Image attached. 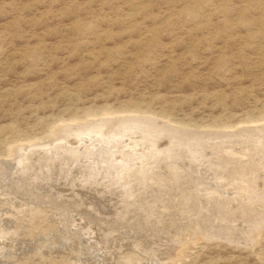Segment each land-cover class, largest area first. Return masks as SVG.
I'll return each mask as SVG.
<instances>
[{
  "label": "rangeland",
  "instance_id": "1",
  "mask_svg": "<svg viewBox=\"0 0 264 264\" xmlns=\"http://www.w3.org/2000/svg\"><path fill=\"white\" fill-rule=\"evenodd\" d=\"M263 130L264 0H0V264H264Z\"/></svg>",
  "mask_w": 264,
  "mask_h": 264
},
{
  "label": "bare ground",
  "instance_id": "2",
  "mask_svg": "<svg viewBox=\"0 0 264 264\" xmlns=\"http://www.w3.org/2000/svg\"><path fill=\"white\" fill-rule=\"evenodd\" d=\"M130 116H131V115H130ZM113 117H114V116H113ZM116 117H117V116H116ZM138 117H139V116H138ZM127 119H128L129 121H127ZM130 119H131V118H124V119H122V121H124V123H121L120 120H119V122H120L121 124L118 123V125L115 123V121H113V123H114V124L116 125V127H117L115 130H120V131H121L122 129L124 130L125 128H128V127H129L132 131H134V130H136V132H137V131H140V130H141V131H144L145 134H146L147 136H149V135H151V134H153V133H154L153 135H155V134L158 135V133L161 132V129H162V128H160V127H158V126H156L157 128H155V129H154V126H153V128H152V126H149V125H148V126L143 125V126L146 127V129H145V127H141L142 125H139V124H138V123H141V124H142V122H141L142 119H141V118H134V119H132V120H130ZM140 120H141V121H140ZM107 121H108V120L105 119V118H104V119H101V120H98V121L94 124V126H99L101 129H104L105 127L109 126ZM143 121H144V120H143ZM148 121H149V120H148ZM91 122H92V121H91ZM92 123H94V122H92ZM150 123H151V122H150ZM150 123H149V124H150ZM87 124H88V123H87ZM143 124H144V123H143ZM151 124H152V123H151ZM168 124H169V123H168ZM84 125H85V124H84ZM161 125H162V124H161ZM67 126H68V125H67ZM69 126H70V125H69ZM71 126H72V125H71ZM82 126H83V125H82ZM91 126L94 127L93 125H91ZM163 126H165V125H163ZM261 126H262V125H261ZM176 127H177V126H176ZM254 127H256V126H254ZM254 127H253V128H254ZM79 128H80V127H79ZM165 128H166V130H167V127H165ZM179 128H180V127H179ZM182 128H183V127H182ZM260 128H261V127H260ZM71 129H72V128H71ZM139 129H140V130H139ZM175 129H176V128H175ZM180 129H181V128H180ZM180 129H179V130H180ZM256 129H257V127H256ZM258 129H259V128H258ZM261 129H263V128H261ZM171 130H173V128H171ZM176 130H177V129H176ZM179 130H177V131H179ZM103 131H104V130H103ZM187 131H188V130H186V132H187ZM233 131H234V130H233ZM238 131H239V130H238ZM263 131H264V130H263ZM134 132H135V131H134ZM148 132H149V133H148ZM190 132H191V131H190ZM194 132H195V131H194ZM250 132H251V131H250ZM255 132H257V131H255ZM140 133H142V132H140ZM171 133H172V132H171ZM205 133H206V132H205ZM209 133H210V132H209ZM251 133H252V132H251ZM113 134H114V133H113ZM119 134H120V133H119ZM124 134H125V133H124ZM225 134H226V133H225ZM236 134H238V133L236 132ZM240 134H241V133H240ZM93 135H94V134H93ZM167 135H168V134H167ZM204 135H205V134H204ZM213 135H214V134H213ZM248 135H250V134H248ZM255 135H256V134H254V136H255ZM180 136H181V135H180ZM206 136H207V135H206ZM238 136H241V135H238ZM250 136H251V135H250ZM98 137H99V136H98ZM100 137H101V136H100ZM184 137H185V135H184ZM195 137H197V135H196ZM198 137H199V136H198ZM219 137H220V136H219ZM219 137H218V141H216V142L221 141V140H219ZM230 137H231V136H230ZM246 137L248 138L249 136H246ZM251 137H252V136H251ZM255 137H256V136H255ZM199 138H200V137H199ZM249 138H250V137H249ZM256 138H257V137H256ZM178 139L180 140V138H178ZM182 139H184V138H182ZM193 139H194V138H193ZM203 139L205 140V138H203ZM206 139H207V138H206ZM210 139H211V138H210ZM226 139H227V138H226ZM230 139H231V138H230ZM245 139H246V138H245ZM245 139H244V140H245ZM94 140H95V139H94ZM179 140H178V141H179ZM191 140H192V139H191ZM200 140H202V139H200ZM207 140H208V139H207ZM246 140H247V139H246ZM61 141H62V140H61ZM111 141H112V140H111ZM198 141H199V140H198ZM210 141H211V140H210ZM214 141H215V138H214ZM241 141H242V140H241ZM262 141L264 142V140H262ZM123 142H124V141H123ZM180 142H181V141H180ZM196 142H197V141H196ZM206 142H209V141H206ZM216 142H215V143H216ZM230 142H231V141H230ZM234 142H235V141H234ZM249 142H251V140H250ZM90 143L92 144V142H90ZM90 143H89V146H90ZM94 143H95V142H94ZM148 143H149V142H148ZM181 143H182V142H181ZM181 143H180V146H182ZM197 143H198V142H197ZM220 143H221V142H220ZM223 143H224V142H223ZM242 143H243V142H242ZM253 143H254V142H253ZM54 144H56V143H54ZM100 144H101V143H100ZM114 144H115V143H114ZM183 144H184V142H183ZM190 144H192V143H190ZM201 144H202V142H201ZM204 144H205V143H204ZM208 144H209V143H207V145H208ZM217 144L219 145V143H217ZM231 144H232V146L235 145V144H233L232 142H231ZM231 144H230V145H231ZM238 144H239V143H238ZM243 144H244V143H243ZM245 144H248L247 141H246ZM262 144H263V143H262ZM61 145H64V147H65V144H61ZM178 145H179V144H178ZM220 145H222V144H220ZM220 145H219V146H220ZM230 145H229V146H230ZM48 146H49V145H48ZM79 146H80V145H79ZM112 146H114V145H112ZM194 146H195V144H194ZM200 146H201V145H199V147H200ZM202 146H204V145H202ZM229 146H228V147H229ZM240 146H241V147H239V148H243L242 145H240ZM262 146H263V145H262ZM49 147H50V146H49ZM85 147L88 148V146H85ZM90 147H92V146H90ZM125 147H126V146H125ZM187 147H188V146H187ZM191 147H192V146H191ZM196 147H197V146H196ZM209 147L211 148L212 146H209ZM230 147H231V146H230ZM41 148H42V147H41ZM54 148H56V147H54ZM68 148H69V147H68ZM93 148H94V147H93ZM108 148H109V147H108ZM111 148L113 149V147H111ZM188 148H189V147H188ZM194 148H195V147H194ZM261 148H262V147H261ZM261 148H260V149H261ZM29 149H30V148H29ZM38 149H39V148H38ZM63 149H64V148H63ZM66 149H67V146H66ZM70 149H71V148H70ZM72 149H73V148H72ZM112 149H111V150H112ZM122 149H123V148H122ZM179 149H180V148H179ZM181 149H182V147H181ZM235 149H236V148H235ZM245 149H246V148H245ZM40 150H41V149H40ZM89 150H90V149H89ZM116 150H117V149H116ZM116 150H115V152H116ZM123 150H124V149H123ZM172 150H173V149H172ZM172 150H171V152H173ZM177 150H178V149H177ZM193 150L195 151V149H193ZM201 150H203V149H201ZM201 150H199V151H201ZM205 150H206V149H205ZM228 150L230 151V149H228ZM228 150H227V151H228ZM238 150H239V149H238ZM238 150H237V151H238ZM26 151H28V149H27ZM46 151H47V150H46ZM56 151H58V150H56ZM71 151H72V150H71ZM73 151H76V149H75V150L73 149ZM86 151H87V150H86ZM174 151H175V150H174ZM213 151H214V150H213ZM242 151H243V150H242ZM67 152H68V150H67ZM105 152H107V151L105 150ZM119 152H120V150H119ZM175 152H176V151H175ZM178 152H179V151H178ZM192 152H193V151H192ZM196 152H197V151H196ZM201 152H202V154H205V153H206V151H205V153H203L204 151H201ZM214 152H215V151H214ZM219 152H220V149H219ZM261 152H262V151H261ZM31 153H32V152H31ZM71 153H72V152H71ZM71 153H70V154H71ZM96 153H97V152H96ZM122 153H123V152H122ZM128 153H130V152H128ZM190 153H191V152H189V154H190ZM193 153H194V152H193ZM241 153H242V152H241ZM246 153H247V152H246ZM53 154H54V153H53ZM70 154H69V155H70ZM74 154H75V153H74ZM84 154H85V153H84ZM182 154H183V153H182ZM189 154H188V155H189ZM196 154H197V153H196ZM207 154H208V153H207ZM214 154H215V153H214ZM220 154H221V153H220ZM220 154H219V155H220ZM242 154H243V153H242ZM244 154H245V152H244ZM259 154H260V153H259ZM23 155H24V154H23ZM33 155H34V154H33ZM49 155H50V154H49ZM65 155H67V154H65ZM71 155H72V154H71ZM94 155H95V153H94ZM122 155H125V154H122ZM130 155H131V154H130ZM162 155H163V154H162ZM198 155H200V153H199ZM221 155H222V154H221ZM25 156H26V155H25ZM25 156H24V157H25ZM55 156H57V154H56ZM110 156H111V155H110ZM196 156H197V155H196ZM222 156H224V155H222ZM226 156H227V155H226ZM26 157H28V156H26ZM46 157H48V156L46 155ZM53 157H54V156H53ZM71 157H72V156H71ZM108 157H109V156H108ZM173 157H174V156H173ZM66 158H67V157H66ZM73 158H74V157H73ZM89 158H90V157H89ZM137 158H138V157H137ZM137 158L135 157V159H137ZM194 158H195V156H194ZM197 158H198V156H197ZM197 158H196V159H197ZM203 158H204V156H203ZM208 158H209V156H208ZM208 158H207V157H206V159L204 158L205 161L208 162V160H207ZM214 158H215V157H214ZM214 158H213V159H214ZM261 158H262V157H261ZM19 159H20V158H19ZM29 159L31 160V158H29ZM44 159H45V156H44ZM52 159H53V158H52ZM54 159H56V158H54ZM61 159H62V158H61ZM124 159H125V158H124ZM199 159H201V157H199ZM218 159H219V158H218ZM101 160H102L101 162H103V159H101ZM113 160H114V159H113ZM246 160H247V159H246ZM249 160H250V158H249ZM252 160H253V159H252ZM252 160H251V161H252ZM37 161H39V160L37 159ZM40 161H42V160L40 159ZM51 161H52V160H51ZM51 161H50V162H51ZM109 161H111L110 165H112V160H109ZM125 161H126V160H125ZM214 161H215V159H214ZM233 161H235V160H233ZM241 161H242V160H241ZM259 161H261V160H259ZM22 162H23V160H22ZM47 162H49V161H47ZM53 162L56 164V160L53 161ZM53 162H52V163H53ZM86 162H87V161H86ZM97 162H98V161H97ZM99 162H100V160H99ZM99 162H98V163H99ZM118 162H119V160H118ZM123 162H124V160H123ZM202 162H203V161H202ZM207 162H206V163H207ZM209 162H210V161H209ZM41 163H42V162H41ZM52 163H51V164H52ZM54 163H53V164H54ZM116 163H117V162H116ZM125 163H126V162H125ZM151 163H152V162H151ZM203 163H204V162H203ZM215 163H216V162H215ZM219 163H221V162L219 161ZM234 163H235V162H234ZM242 163H243V161L241 162V164H242ZM51 164L49 163L50 166H51ZM53 164H52V166H53ZM55 164H54V165H55ZM68 164H69V162H68ZM96 164H97V163H96ZM99 164H100V163H99ZM211 164H212V162H211ZM230 164H231V161H230ZM232 164H233V162H232ZM254 164H255V163H254ZM22 165H23V164H22ZM34 165H35V164H34ZM56 165H57V164H56ZM60 165H61V164H60ZM101 165H102V164H101ZM103 165H104V167H103V166H102V167H103V168H106V165H107V164L105 165V164L103 163ZM110 165H107V167L110 166ZM114 165H115V163H114ZM117 165H118V164H117ZM117 165H116V166H117ZM201 165H202V163H201ZM207 165H210V164L208 163ZM19 166H20V165H19ZM25 166H27V165H25ZM29 166H30V165H29ZM29 166H28V168H29ZM32 166H33V165H32ZM43 166H45V165H43ZM46 166H47V165H46ZM50 166H49V167H50ZM97 166H98V165H97ZM119 166H120V165H119ZM190 166H191V165H190ZM203 166H204V165H203ZM205 166H206V165H205ZM252 166H253V164H252ZM252 166H250L249 169L247 168V169L249 170L248 172H252V170H250V169H252V168H251ZM40 167H41V165H40ZM54 167H55V166H54ZM56 167H57V166H56ZM56 167H55V168H56ZM77 167H78V166H77ZM99 167H101V166L99 165ZM114 167H115V166H114ZM117 167H118V166H117ZM117 167H115V168H117ZM121 167H123V166H121ZM150 167H151V166H150ZM150 167H149V168H150ZM196 167H200V166H197V165H196ZM207 167H208V166H207ZM227 167H228V166H227ZM255 167H256V166H255ZM45 168H46V167H45ZM55 168H54V169H55ZM90 168H92V167H90ZM136 168H137V166H136ZM208 168H209V167H208ZM208 168H207V169H208ZM221 168H223V165L221 166ZM224 168H225V167H224ZM253 168H254V167H253ZM41 169H42V168H41ZM47 169H50V168H47ZM47 169H46V170H47ZM56 169H57V168H56ZM95 169H96V168H95ZM111 169H113V166H111ZM117 169H118V168H117ZM152 169H153V168H152ZM200 169H202V168H200ZM218 169H219V167H218ZM31 170H32V169H31ZM50 170H51V169H50ZM65 170H67V169H65ZM83 170H84V169H83ZM83 170H82V171H83ZM176 170H178V169H176ZM183 170H184V169H183ZM212 170H213V169H212ZM214 170H215V169H214ZM17 171H18V170H17ZM43 171H44V170H43ZM52 171H53V170H51V174H52ZM89 171H91V170L89 169ZM92 171H93V170H92ZM99 171H101V170H99ZM103 171H104V170H103ZM107 171H108V170H107ZM109 171H110V170H109ZM121 171H122V170H121ZM195 171H196V170H195ZM220 171H221V170H220ZM40 172H41V171H40ZM48 172H50V171H48ZM146 172H147V171H146ZM181 172H182V171H181ZM199 172H200V170H199ZM205 172H206V170H205ZM205 172H204V173H205ZM223 172H224V171H223ZM246 172H247V171H246ZM53 173H54V172H53ZM70 173H71V172H70ZM73 173H74V172H73ZM110 173H111V171H110ZM115 173H116V172H115ZM118 173H119V172H118ZM174 173H175V172H174ZM177 173H178V171H177ZM201 173H202V172H200V174H201ZM210 173H211V172H210ZM258 173H260V172H258ZM261 173H262V172H261ZM54 174H55V173H54ZM175 174H176V173H175ZM187 174H188V173H187ZM208 174H209V173H208ZM226 174H227V173H226ZM249 174H250V173H249ZM262 174H263V173H262ZM65 175H66V174H65ZM87 175H88V174H87ZM202 175H203V174H202ZM234 175H235V174H234ZM240 175H241V174H240ZM6 176H7V175H6ZM33 176H34V175H33ZM90 176H91V174H90ZM102 176H103V175H102ZM128 176H129V175H128ZM128 176H127V177H128ZM144 176H145V175H144ZM176 176H178V175H176ZM176 176H175V178H177ZM180 176H182V175H180ZM225 176H226V175H225ZM257 176H259V174H257ZM263 176H264V175H263ZM263 176H262V177H263ZM117 177H118V176H117ZM117 177H116V178H117ZM243 177H244V176H243ZM33 178H34V177H33ZM88 178H89V177H88ZM182 178H183V177H182ZM187 178H189V177H187ZM191 178H192V177H190V179H191ZM59 179H60V178H59ZM72 179H73V178H72ZM113 179H114V178H113ZM183 179H184V178H183ZM183 179H182V181H183ZM194 179H195V177H194ZM226 179H227V178H226ZM235 179H236V177H235ZM34 180H35V179H34ZM131 180H132V179H131ZM180 180H181V179H180ZM180 180H179V181H180ZM185 180H186V179H185ZM195 180H196V179H195ZM240 180H242V179H240ZM245 180H246V179H245ZM256 180H257V179H256ZM15 181H16V180H15ZM110 181H111V180H110ZM123 181H124V180H123ZM123 181H122V182H123ZM168 181H169V180H168ZM186 181H187V180H186ZM199 181H200V180H199ZM199 181H198V182H199ZM18 182L20 183L21 181H18ZM38 182H39V181H38ZM114 182H115V181H114ZM198 182H197V184H198ZM258 182H259V180H258ZM201 183H203V182H201ZM201 183H199L197 186H199ZM218 183H219V182H218ZM218 183H217V186H218ZM0 184H1V183H0ZM17 184H18V183H17ZM220 184H223V182H221ZM225 184H226V182H225ZM243 184H244V183H243ZM243 184H242V185H243ZM19 185H20V184H19ZM189 185H190V184H189ZM226 185H227V184H226ZM233 185H235V184H233ZM23 186H24V185H23ZM213 186H214V185H213ZM26 187H27V186H26ZM180 187H181V186H180ZM182 187H183V186H182ZM215 187H216V186H215ZM218 187H222V185H221V186H218ZM223 187H224V186H223ZM256 187H257V186H256ZM118 188H119V187H118ZM207 188H208V187H207ZM253 188H254V187H253ZM204 189H205V187H204ZM208 189H209V188H208ZM234 189H235V188H234ZM245 189H246V188H245ZM21 190H22V189H21ZM24 190H25V189H24ZM129 190H130V189H129ZM160 190H161V189H160ZM121 191H122V190H121ZM196 191H197V190H196ZM199 191H200V189H199ZM211 191H212V190H211ZM213 192H214V191H213ZM244 192H245V191H244ZM248 192H249V191H248ZM256 192H257V191H256ZM195 193H196V192H195ZM215 193H216V192H214V194H215ZM198 194H199V193H198ZM217 194H218V193H217ZM223 194H224V193H223ZM232 194H233V193H232ZM236 194H237V193H236ZM256 194H257V193H256ZM260 194H262V193H260ZM185 195H186V194H185ZM219 195H221L220 191H219ZM230 195H231V194H230ZM160 196H161V194H160ZM216 196H217V195H216ZM223 196H224V195H223ZM232 196H233V195H232ZM234 196H235V195H234ZM245 196H246V195H245ZM249 196H250V195H249ZM249 196H247V197H249ZM221 197H222V195H221ZM235 197H236V196H235ZM252 197H253V198H252L253 200L251 201L252 204H255V205H256V203H257V204H260L261 207H262V211H261V210H253L254 212H253V214H252V220L257 221V222H258V221H259V222L261 221V224L263 225L264 223H263L262 220H264V199H263L264 197H262V198H261V197H257V198H255V199H254V196H252ZM149 198H150V197H149ZM212 198H213V197H212ZM216 198H217V197H216ZM150 199H151V198H150ZM179 199H181V198H179ZM188 199H189V198H188ZM193 199H194L193 201H195V197H194ZM231 199H232V198H231ZM240 199H241V197H240ZM249 199H250V198H249ZM249 199H244V200H249ZM50 200H51V199H50ZM186 200H187V199H186ZM198 200H201V199H198ZM241 200H242V199H241ZM244 200H243V201H244ZM125 201H126V200H125ZM182 201H183V200H182ZM191 201H192V200H191ZM193 201H192V202H193ZM203 201H204V200H203ZM213 201H214V200H212V202H213ZM233 201H234V199H233ZM233 201H231V202H233ZM223 202H224V201H223ZM231 202H230V203H231ZM236 202H237V200H236ZM167 203H168V202H167ZM169 203H170V202H169ZM171 203H172V201H171ZM177 203H178V202H177ZM181 203H182V202H181ZM187 203H188V202H187ZM215 203H216V202L214 201V204H215ZM217 203H218V201H217ZM242 203H243V202H242ZM142 204H143V203H142ZM175 204H176V203H175ZM198 204H200V202H199ZM211 204H213V203H211ZM214 204H213V205H214ZM232 204H233V203H231V205H232ZM168 205H170V204H168ZM176 205H177V204H176ZM178 205H181V204H178ZM228 205H229V204H228ZM255 205H254V206H255ZM187 206H188V204H187ZM232 206H233V205H232ZM249 206H250V205H248L247 207H249ZM176 207H177V206H176ZM185 207H186V206H185ZM209 207H210V206H209ZM211 207H212V206H211ZM213 207H214V206H213ZM213 207H212V208H213ZM215 207H218V206H216V204H215ZM133 208H134V207H133ZM188 208H189V207H188ZM207 208H208V207H207ZM233 208H234V207H233ZM186 209H187V208H186ZM208 209H209V208H208ZM219 209H221V208H219ZM239 209H240V208H239ZM12 210H13V209H12ZM179 210L181 211V209H179ZM189 210H191V209H189ZM194 210H196V208H195ZM211 210H212V209H211ZM213 210H214V209H213ZM226 210H227V209H226ZM241 210H242V209H241ZM39 211H41V210H39ZM39 211H37V212H39ZM227 211H228V210H227ZM234 211H235V210H233V212H234ZM42 212H43V211H42ZM193 212H195V211H193ZM215 212H216V211H215ZM220 212H223V211L220 210ZM14 213H15V212H14ZM33 213H34V212H33ZM201 213H202V212H201ZM228 213H230V212H228ZM236 213H237V212H236ZM249 213H250V212H249ZM35 214H36V213H35ZM230 214H231V213H230ZM232 214H233V213H232ZM28 215H29V214H28ZM38 215H39V214H38ZM122 215H123V214H122ZM24 216H25V215H24ZM32 216H33V215H32ZM36 216H37V215H36ZM23 219H24V218H23ZM32 220H34V219H32ZM36 220H37V219H36ZM209 220H211V219H209ZM229 221H230V220H228V222H229ZM32 223H33V222H32ZM34 223H35V222H34ZM201 223H202V222H201ZM29 224H30V223H29ZM218 224H219V223H218ZM33 225H34V224H33ZM205 225H206V224H205ZM213 225H215V224H213ZM23 226H24V225H23ZM29 226H30V225H29ZM195 226H196V225H195ZM260 226H261V225H260ZM25 227H26V226H25ZM25 227H23V228H25ZM207 228H208V227H207ZM207 228H206V229H207ZM253 228H254V227H252V229H253ZM259 228H260V227H259ZM259 228H258V229H259ZM198 229H199V228H198ZM218 229H219V228H218ZM237 229H238V228H237ZM208 230H209V229H208ZM245 230H246V229H245ZM216 231H217V230H216ZM205 233H206V232H205ZM245 233H246V232H245ZM220 234H221V233H220ZM255 234H256V232H255ZM224 236H225V235H224ZM251 236H252V235H251ZM245 237H246V236H245ZM30 239H31V238H30ZM30 239H29V240H30ZM27 240H28V239H27ZM136 244H137V243H136ZM93 245H94V244H93ZM138 245H139V243H138ZM140 248H141V247H140ZM127 253H128V252H127ZM131 253H132V252H131ZM133 254H134V252H133ZM137 254H138V253H137ZM59 255H60V254H59ZM57 256H58V255H57ZM57 256H56V258H57ZM50 257H51V256H50ZM131 257H132V256H131ZM8 258H9V257H8ZM22 258H23V257H22ZM41 258H42V257H41ZM139 258H140V257H138V259H139ZM14 259H15V258H14ZM20 259H21V258H20ZM46 259H47V258H46ZM59 259H60V257H59ZM59 259H56V260H59ZM61 259H62V258H61ZM61 259H60V262L63 261V259H62V260H61ZM65 259H66V258H65ZM132 259H133V258H132ZM7 260H8V259H7ZM54 260H55V259H54ZM125 260H126V259H125ZM31 261H32V260H31ZM41 261H42L43 263H45L43 260H41ZM41 261H40V262H41ZM122 261H123V260H122ZM129 261H130V260H129ZM138 261H139V260H138ZM21 262H22V264H23V261H21ZM29 262H30V260H29ZM53 262H54V261H53ZM53 262H52V263H53ZM60 262H59V263H60ZM55 263H56V262H55ZM35 264H36V263H35ZM50 264H51V263H50ZM56 264H57V263H56ZM61 264H62V262H61ZM63 264H64V262H63ZM65 264H66V263H65ZM122 264H123V263H122Z\"/></svg>",
  "mask_w": 264,
  "mask_h": 264
}]
</instances>
